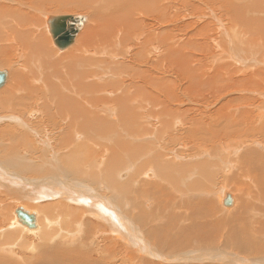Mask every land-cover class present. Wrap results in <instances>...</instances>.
<instances>
[{
	"label": "bare ground",
	"instance_id": "6f19581e",
	"mask_svg": "<svg viewBox=\"0 0 264 264\" xmlns=\"http://www.w3.org/2000/svg\"><path fill=\"white\" fill-rule=\"evenodd\" d=\"M1 70L0 264H264V0H0Z\"/></svg>",
	"mask_w": 264,
	"mask_h": 264
},
{
	"label": "water",
	"instance_id": "95a60500",
	"mask_svg": "<svg viewBox=\"0 0 264 264\" xmlns=\"http://www.w3.org/2000/svg\"><path fill=\"white\" fill-rule=\"evenodd\" d=\"M86 21L85 16L82 15H57L48 18L47 26L53 44L60 50L70 46L78 32L83 27ZM7 80V73L4 70L0 71V87H2ZM232 200L229 196L223 199L224 206H230ZM17 221L27 227L28 229L36 228L34 213H28L22 208L15 209Z\"/></svg>",
	"mask_w": 264,
	"mask_h": 264
},
{
	"label": "rangeland",
	"instance_id": "374dc122",
	"mask_svg": "<svg viewBox=\"0 0 264 264\" xmlns=\"http://www.w3.org/2000/svg\"><path fill=\"white\" fill-rule=\"evenodd\" d=\"M71 13H72V12H70V14H67V13H66V15H80V14H79L80 12H79V13L75 12L76 14H75V13H74V14H73V13L71 14ZM83 13H84V12H83ZM83 13H81V14H83ZM84 14H85V13H84ZM84 14H83V15H84ZM58 15H65V14L63 13V14H58ZM85 15H86V14H85ZM87 16H88V15H87ZM46 30H47V32H48V29H47V28H46ZM48 34H49V33H48ZM51 42H52V40H51ZM4 125H5V124H3V125L0 124V127H2V126H4ZM23 134H27V135H29V133L26 132V131H25ZM126 173H127L126 171H122V172H120V175H119V176H121V175H126V177H127L128 173H127V174H126ZM126 177H125V178H122V177L120 178V177H119V180H123V179L125 180ZM144 179H145V180H150V178H148V177H145ZM22 185H23V184H22ZM22 185H20V186L17 187V188H18V190L20 191V194H22V193L25 194L26 191H27L26 188H28V187L25 186V185L22 187ZM17 188H15L14 191H18ZM32 189H33V188H32ZM32 189H31V190H32ZM30 194H31V193H30ZM4 198H5V202H4V203H5V206H4V207H13L14 204H16V203H17V206H18V205H20L19 203H21V202H17V201H16L17 199H15V198H11V196H9V197L4 196ZM42 198H44V200L47 199L46 196H42ZM41 200H42L41 202H38V205H40V204L42 205V203H45V202H46V201H44L43 199H41ZM38 205H37V206H38ZM34 207H36V205H34ZM14 224H15V223H14Z\"/></svg>",
	"mask_w": 264,
	"mask_h": 264
}]
</instances>
